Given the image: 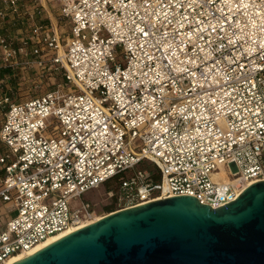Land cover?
<instances>
[{
  "label": "built area",
  "instance_id": "2783aa9c",
  "mask_svg": "<svg viewBox=\"0 0 264 264\" xmlns=\"http://www.w3.org/2000/svg\"><path fill=\"white\" fill-rule=\"evenodd\" d=\"M58 76L0 99V264L95 220L111 181L116 211L264 181V0H0V85Z\"/></svg>",
  "mask_w": 264,
  "mask_h": 264
},
{
  "label": "water",
  "instance_id": "95a60500",
  "mask_svg": "<svg viewBox=\"0 0 264 264\" xmlns=\"http://www.w3.org/2000/svg\"><path fill=\"white\" fill-rule=\"evenodd\" d=\"M15 264H264V181L216 209L180 196L114 211Z\"/></svg>",
  "mask_w": 264,
  "mask_h": 264
},
{
  "label": "rangeland",
  "instance_id": "374dc122",
  "mask_svg": "<svg viewBox=\"0 0 264 264\" xmlns=\"http://www.w3.org/2000/svg\"><path fill=\"white\" fill-rule=\"evenodd\" d=\"M60 84H63V80L59 76L49 77L44 79V81L39 84L23 80H20L19 82L14 80L9 88L4 86V94L8 93L12 96L14 101L21 102L28 98L41 96L47 92L57 89ZM73 90H75V88H73ZM84 199L91 201L96 209L98 217L106 216L118 209L116 203L112 201L105 185H102L99 189L89 191L84 195Z\"/></svg>",
  "mask_w": 264,
  "mask_h": 264
},
{
  "label": "bare ground",
  "instance_id": "6f19581e",
  "mask_svg": "<svg viewBox=\"0 0 264 264\" xmlns=\"http://www.w3.org/2000/svg\"><path fill=\"white\" fill-rule=\"evenodd\" d=\"M103 217H105V216H99V217L97 216L96 219L93 220V221L90 222V223L83 224V225H81V226H79V227H76V228H71V229L68 230V231H65V232H63V233H61V234H59V235H56V236L52 237L51 239H49V240H48L47 242H45L44 244H42V245L38 246L37 248H35L34 250H32V251L29 252V253L14 256V257H13L9 262H7L6 264H15V263L19 262L20 260H22V259H24V258H26V257H28V256H30V255H32V254H34V253H36V252H38L41 248H43V247H45L46 245H48V244H50V243L56 241L57 239L63 237L64 235H66V234H68V233H71V232H73V231H75V230H77V229H80V228H82V227H84V226L91 225V224H93V223H95V222L101 220Z\"/></svg>",
  "mask_w": 264,
  "mask_h": 264
},
{
  "label": "crops",
  "instance_id": "0c3cea01",
  "mask_svg": "<svg viewBox=\"0 0 264 264\" xmlns=\"http://www.w3.org/2000/svg\"><path fill=\"white\" fill-rule=\"evenodd\" d=\"M4 97V85H0V99ZM3 122V110L0 108V126Z\"/></svg>",
  "mask_w": 264,
  "mask_h": 264
},
{
  "label": "trees",
  "instance_id": "16d2710c",
  "mask_svg": "<svg viewBox=\"0 0 264 264\" xmlns=\"http://www.w3.org/2000/svg\"><path fill=\"white\" fill-rule=\"evenodd\" d=\"M115 184H116V180L115 181H111V182L106 184L105 187L107 188L108 192H110L111 190L117 188V185H115Z\"/></svg>",
  "mask_w": 264,
  "mask_h": 264
}]
</instances>
